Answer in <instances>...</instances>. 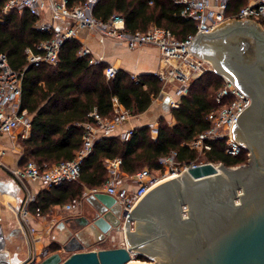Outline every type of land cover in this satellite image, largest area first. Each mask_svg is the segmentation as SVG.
I'll return each instance as SVG.
<instances>
[{
	"label": "trees",
	"instance_id": "1",
	"mask_svg": "<svg viewBox=\"0 0 264 264\" xmlns=\"http://www.w3.org/2000/svg\"><path fill=\"white\" fill-rule=\"evenodd\" d=\"M177 1L101 0L94 15L104 22L118 15L124 19L126 29L133 33L148 32L153 27L165 28L177 40L186 41L196 34L197 23L182 16L184 7ZM7 2L0 0V54L7 56L12 69L24 73L22 108L32 117L30 138L19 137L18 141L22 149L19 170L25 171L29 163L34 162L43 172L74 160L84 145L82 125L94 123L90 116L94 111L111 118L115 99L133 116L146 114L152 108L162 89L157 77L148 73L136 81L132 74L120 69L115 78L108 80L104 74L108 64L91 65L92 56L80 57L82 43L75 39L65 42L56 66L42 63L26 69L29 66L27 51L41 53L38 46L52 35L39 31L37 18L27 12L5 14ZM246 5L245 0H233L226 16H236ZM223 86V78L214 72L200 77L191 85L189 94L181 98V107L169 109L168 115L175 124L170 125L165 118L167 115H163L156 135L148 126L138 127L131 139L124 141L121 133L128 128L122 127L99 139L83 162L80 179L39 192L29 207L31 215H47L53 207L82 201L87 190L102 188L108 178L107 160L121 159V170L127 175L144 169L160 171V160L172 152L177 153L176 161L182 165L201 161L199 153L184 144L211 129L208 115L219 108L215 98ZM211 145V150L203 154L207 163L237 167L249 162L247 150L233 157L226 153L224 141ZM50 251L58 253L61 248L52 245Z\"/></svg>",
	"mask_w": 264,
	"mask_h": 264
},
{
	"label": "built area",
	"instance_id": "2",
	"mask_svg": "<svg viewBox=\"0 0 264 264\" xmlns=\"http://www.w3.org/2000/svg\"><path fill=\"white\" fill-rule=\"evenodd\" d=\"M101 0H8L4 13L10 14L17 11L25 12L37 18V28L43 33H50L52 38L38 46L41 53L35 54L28 50L29 66H39L42 63L56 66L59 62L63 45L66 41L75 39L82 43L79 51L80 57H89L91 65L105 63L102 57H95L90 48L86 47L80 36V31L85 29L93 35L99 36V42L105 44L113 41L124 44L128 49L135 50L143 47L158 49L162 65L152 75L162 83L159 98L168 101L171 110L181 107V98L189 94L191 85L200 77L209 72H214L211 63L195 54L191 45L204 33H214L224 24L231 21H249L260 25L264 29V0H245L247 5L234 17H227L226 12L233 0H179L182 5V16L197 23V32L186 41L177 40L173 33L165 28L153 27L148 32H130L126 29L122 17L115 15L109 21L99 20L94 15V10ZM49 16V17H48ZM64 24V28L59 26ZM119 68L108 65L104 74L110 80L117 76ZM136 81L140 76L133 75ZM224 78V86L216 95L219 108L208 115L212 123L209 131L202 133L190 143L184 144L200 155L210 151L213 143L224 141L226 153L238 157L243 150H248L245 143L234 140L232 128L239 114L250 106V99L238 89L230 79ZM24 73L18 72L9 64L5 54H0V138L2 135H11L27 140L32 134V117L27 110L22 108ZM94 123L83 124L84 145L72 161L62 162L54 167L46 168L43 172L34 163L30 162L25 171L15 170L14 176L19 181V188H24L25 181H41L45 190L61 186L67 182L80 179L84 160L92 153L95 143L102 137L119 131L132 119L133 116L117 99L114 100V115L111 118L101 116L97 111L90 114ZM158 123L149 125L153 135L159 131ZM136 128H131L121 133L124 141H129ZM19 132L17 135L16 133ZM5 155V150L0 142V161ZM177 153L160 160L162 169L156 173L161 178L154 176V172L144 169L135 175H127L121 170L122 160H107L108 178L105 185L99 189L87 190L84 197L96 193H105L115 197L123 206L125 213L124 229L129 216L134 213L141 201L148 193L164 179L178 177L191 168L207 164V162H190L180 164L176 161ZM213 164V163H212ZM215 165V164H214ZM35 197L29 196L23 205L16 206L15 213L19 214L22 225L25 227L31 216L29 207ZM82 205L81 201H74L62 207L61 214H75ZM40 217V215H39ZM130 221V219H129ZM34 233V229H30ZM72 234V233H71ZM124 244V246H126ZM6 253L5 250L2 252ZM52 253L49 247L42 250L40 255H31L24 264H31L35 259L46 258ZM7 255V253H6ZM7 260L10 262L7 255Z\"/></svg>",
	"mask_w": 264,
	"mask_h": 264
},
{
	"label": "water",
	"instance_id": "3",
	"mask_svg": "<svg viewBox=\"0 0 264 264\" xmlns=\"http://www.w3.org/2000/svg\"><path fill=\"white\" fill-rule=\"evenodd\" d=\"M240 32L257 41L264 62V29L249 21H231L214 33H204L191 49L209 59L215 73L229 79L209 54L215 48L212 45ZM237 45L241 46L242 40ZM248 108L239 114L238 123ZM237 127L234 122L232 135L235 141L246 142L249 147L248 165L207 163L191 168L156 185L141 201L127 221L126 246L89 251L82 243L70 247L78 240L71 227L69 230L76 237L70 245L41 258L38 264H264V128L258 123L261 132L252 142L240 141ZM0 194L18 199L19 190L15 183L0 180ZM88 203V216L75 219L77 227L91 225L103 238L113 230H121L125 213L115 197L96 193L88 198ZM134 223L136 231H132ZM6 239L0 226V251L5 250ZM72 251L64 258L65 253ZM142 254L159 260L135 259ZM37 262L36 258L31 264ZM11 263L6 253H0V264Z\"/></svg>",
	"mask_w": 264,
	"mask_h": 264
},
{
	"label": "crops",
	"instance_id": "4",
	"mask_svg": "<svg viewBox=\"0 0 264 264\" xmlns=\"http://www.w3.org/2000/svg\"><path fill=\"white\" fill-rule=\"evenodd\" d=\"M59 27L64 28L65 26L61 24ZM80 36L84 45L92 50L95 57H102L108 65L116 66L132 75L139 77L143 74H153L162 65L160 53L156 48L143 47L131 50L124 44L113 41H107L105 44H101L98 35H93L90 31L85 29L80 31ZM158 102L160 105H158ZM153 105L154 106H152L146 114L138 115V117L132 119L123 127L128 128V130L131 128L146 127L158 123L163 115L169 114L170 107L167 99H155ZM157 108L160 109L157 110ZM18 133L19 132H17L16 135ZM18 141L17 138H13L11 135H3L0 138L1 146L6 154V156L4 155L5 162L9 168L5 167L12 175L13 171L19 170L18 166L22 154V149ZM23 187V200H26L30 195L36 198L39 192L45 190L41 181L28 180L25 181ZM17 205L18 203H16V205L11 203L13 210ZM62 207L63 206L53 207L50 213L44 216L38 217L31 215L25 227L22 225L20 216L17 213V225L9 223L6 228H4V225L2 226L3 218L0 216V226L3 228V232L7 237L5 251L9 260L12 262L11 264H24L31 255H40L44 248H50L52 245H58L61 249L66 245H70L72 234L68 232V228L79 226L75 219L86 215L90 208V204L87 199L86 202L83 201L78 212L67 215L61 214ZM30 229H34L35 232L31 233ZM92 230L93 231L90 232V241L87 239H80L81 237H79V239L86 244V250L88 251L96 250V246L101 245L105 240L98 229L92 228ZM10 245L15 247V254L12 253L9 247ZM77 245L79 244L74 243L70 245V247H77ZM2 252L3 250L0 251L1 254H3ZM71 253H73V251L68 252L67 256H70Z\"/></svg>",
	"mask_w": 264,
	"mask_h": 264
},
{
	"label": "flooded vegetation",
	"instance_id": "5",
	"mask_svg": "<svg viewBox=\"0 0 264 264\" xmlns=\"http://www.w3.org/2000/svg\"><path fill=\"white\" fill-rule=\"evenodd\" d=\"M239 34L222 38L221 42L212 45L215 48L209 55L212 60L219 62L222 72L250 99V106L240 119L236 136L240 141L254 142L261 132L258 123L264 128V62L259 56L257 41L244 33ZM241 40L242 45H237ZM247 149L250 157L249 147ZM84 216H88V213ZM124 223L123 218L121 230L112 232L124 231Z\"/></svg>",
	"mask_w": 264,
	"mask_h": 264
},
{
	"label": "rangeland",
	"instance_id": "6",
	"mask_svg": "<svg viewBox=\"0 0 264 264\" xmlns=\"http://www.w3.org/2000/svg\"><path fill=\"white\" fill-rule=\"evenodd\" d=\"M225 25L226 24H224L223 26H225ZM223 26H221V27H223ZM207 60L211 63V66L213 67V70H214V66H213L212 62L209 59H207ZM215 74L218 75V76H220V77H222V78L224 77L223 74H221V75H219L217 73H215ZM223 80H224V78H223ZM158 105H160L159 102H158ZM159 109L160 108H157V110H159ZM165 118L167 119V121H168V123L170 125L175 124V121L173 119L171 120V118H170L169 115H167ZM158 123H159V126H160V121ZM13 138H17V141L19 140L18 137H14L13 136ZM5 156H6V154H5ZM5 156H3L4 159L2 158V160L0 161V180H4V181H8V182L15 183L16 187H18V190H19V196H18V199L15 198L16 200L13 201V204L16 205V203H18L17 206L23 205V201H25V200H23L22 193H24V191H23L22 187L19 188L20 185H19L18 179L15 178L14 177V174L12 175L9 172V170L6 168V167L9 168V166L5 162ZM199 158H200L201 161H198V162H205V160L203 159L204 158L203 154H201V155L199 154ZM213 164H215V163H213ZM215 165H221V164L220 163H217ZM156 172H154V176H158V178H161L160 177L161 175L158 174V173H156ZM166 180H168V179H164L163 181H160L158 184H160V183H162V182H164ZM88 198H89L88 196L83 197V199H82L81 202L82 203H83V201L86 202ZM84 204H87V203H84ZM0 216H2V218H3V220H2L3 222L2 221L1 222H2V226L4 225V228H6L7 225H9V223H14V225H17V219H18L17 218V214L15 213V211L13 210V208L11 207V205H9L7 203V200L2 197L1 194H0ZM70 228H68V232L69 233H73V231L69 230ZM74 229L76 230V233L75 234L78 235L77 236L78 237V240L76 241V243L77 244H81V243L84 244L85 245V250H86V244L83 243L80 239H84V240L87 239L88 241H90L89 240V239H91L90 232L93 231L92 228H91V225L90 226H87V227H74ZM132 231H136V223H134V225H132ZM75 234H72V238L76 237V236H74ZM109 235L106 236L104 242L101 245L96 246V248H97L96 250L119 248V247H123L124 244L127 243V234L125 233V231H121V232L120 231L111 232V234H109ZM79 237H81V238L79 239ZM9 247L12 250V253L15 254V247L14 246H11V245ZM68 256H67V253L64 254V258H66ZM135 259L138 260V261H142V262H150L152 260H154V262H158V260H159L158 257H148V256H146L144 254L135 257ZM39 262H40V260H38L37 264Z\"/></svg>",
	"mask_w": 264,
	"mask_h": 264
},
{
	"label": "bare ground",
	"instance_id": "7",
	"mask_svg": "<svg viewBox=\"0 0 264 264\" xmlns=\"http://www.w3.org/2000/svg\"><path fill=\"white\" fill-rule=\"evenodd\" d=\"M173 178H175V177H173ZM173 178H170V179H173ZM2 197H3L4 199L7 200V203H8L9 205H11V203H13V201L16 200V199H15L13 196H11V195H2Z\"/></svg>",
	"mask_w": 264,
	"mask_h": 264
}]
</instances>
